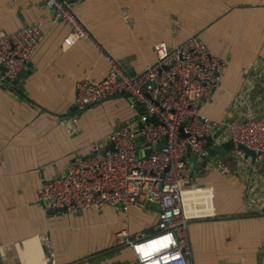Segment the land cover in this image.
<instances>
[{
    "label": "crops",
    "instance_id": "obj_1",
    "mask_svg": "<svg viewBox=\"0 0 264 264\" xmlns=\"http://www.w3.org/2000/svg\"><path fill=\"white\" fill-rule=\"evenodd\" d=\"M72 1L81 21L132 74L155 62L157 44L173 46L199 35L227 63L200 113L217 121L236 118L230 107L239 94L255 104L258 114L264 112V0ZM54 20L46 0H0V31L38 25L45 35L21 80L24 92L17 85L0 86V262L129 264L132 249L118 243L117 233L155 231L157 205L128 212L107 206L52 217L39 201L44 181L62 174L75 157L85 158L92 144L111 147L107 138L112 130L140 114L125 94L91 109L77 108L76 83L86 76L102 80L108 68L86 40L64 50L70 31ZM61 119L75 120L77 134L70 136ZM218 157L228 168L225 175L213 157L212 165L192 178L215 187L218 217L250 216L191 223L190 262L264 264V163L255 172L238 167L231 153ZM45 234L48 246L41 240Z\"/></svg>",
    "mask_w": 264,
    "mask_h": 264
},
{
    "label": "built area",
    "instance_id": "obj_2",
    "mask_svg": "<svg viewBox=\"0 0 264 264\" xmlns=\"http://www.w3.org/2000/svg\"><path fill=\"white\" fill-rule=\"evenodd\" d=\"M46 2L54 11V21L69 28L63 49L86 40L108 68L102 80L86 76L76 83L77 108L91 109L125 94L140 114L112 130L107 141L113 149L92 144L85 158L75 157L62 174L44 181L39 201L50 205L52 217L107 206L128 212L142 211L148 203L157 205L155 231L139 236H131L127 230L117 233L118 243L132 249L129 264H191L189 227L196 221L215 220L218 209L215 187L192 178L198 171L191 168L190 158L205 166L208 138L219 132L211 147L230 142L229 153L236 165L258 172L264 163V112L258 114L255 104L239 94L230 107L236 118L217 121L200 113L202 104L217 90L227 63L212 53L199 35L173 46L157 44L155 62L132 74L81 21L69 0ZM181 27L177 24L176 31ZM44 39L38 25L9 34L0 31V86L13 85ZM61 126L70 136L77 134L75 120L61 119ZM241 146L257 155L255 163L246 158ZM149 148V154L141 155ZM210 159L212 163L213 157ZM214 159L225 175L228 168L218 155ZM41 240L48 246L46 234ZM47 260L53 261L51 254Z\"/></svg>",
    "mask_w": 264,
    "mask_h": 264
},
{
    "label": "water",
    "instance_id": "obj_3",
    "mask_svg": "<svg viewBox=\"0 0 264 264\" xmlns=\"http://www.w3.org/2000/svg\"><path fill=\"white\" fill-rule=\"evenodd\" d=\"M69 2L72 4V0H69ZM27 68L30 67V65L28 64L26 66ZM25 67V69L19 74V78L14 81L13 85H17V87H19V90H20V93H23L24 92V88H23V82H21L22 79H26L28 73L30 71H28V69ZM6 87V86H5ZM12 90V89H10ZM18 96H20L19 93H17ZM117 97V96H116ZM113 98V97H112ZM131 101V99H130ZM132 102V101H131ZM219 135V132H217L214 136L208 138V146H207V151H208V154H209V159L207 160V163L206 165L204 166L203 163L202 164H195L194 162L191 163V168L194 169L195 171H199L201 168H202V171L205 170V167L206 166H211V159L210 157H216L217 155H220V156H223V155H226L229 153V151L231 150V143L230 142H227V143H224L222 145H214L213 147H211L214 139ZM147 147H150L149 145H147ZM161 145L158 146V149H161ZM111 149H113V146L110 147ZM240 149L246 154V158L249 159L251 162L255 163L256 160H257V155L245 148V147H240ZM151 148L147 149L145 151V153H141V155H145V154H149L151 152ZM264 161V160H263ZM201 175V173H200ZM47 206L48 209H50V205L47 203L45 204ZM1 264V262H0Z\"/></svg>",
    "mask_w": 264,
    "mask_h": 264
},
{
    "label": "trees",
    "instance_id": "obj_4",
    "mask_svg": "<svg viewBox=\"0 0 264 264\" xmlns=\"http://www.w3.org/2000/svg\"><path fill=\"white\" fill-rule=\"evenodd\" d=\"M250 215H246V214H238V215H230V216H219L217 217L218 219H240V218H247Z\"/></svg>",
    "mask_w": 264,
    "mask_h": 264
},
{
    "label": "rangeland",
    "instance_id": "obj_5",
    "mask_svg": "<svg viewBox=\"0 0 264 264\" xmlns=\"http://www.w3.org/2000/svg\"><path fill=\"white\" fill-rule=\"evenodd\" d=\"M221 160V158H219ZM222 161V160H221ZM223 162V161H222ZM264 173V172H263Z\"/></svg>",
    "mask_w": 264,
    "mask_h": 264
}]
</instances>
